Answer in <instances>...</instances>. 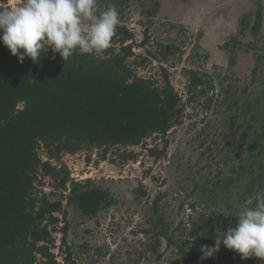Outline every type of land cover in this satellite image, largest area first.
<instances>
[{
	"label": "trees",
	"instance_id": "obj_1",
	"mask_svg": "<svg viewBox=\"0 0 264 264\" xmlns=\"http://www.w3.org/2000/svg\"><path fill=\"white\" fill-rule=\"evenodd\" d=\"M112 1L123 5L129 0ZM263 11L260 2L254 20L249 14L243 16L240 33L258 36ZM156 12L150 10L148 15L154 16ZM149 41L146 30L139 46H147ZM136 44L135 33L125 22L118 25L108 49L94 54L76 51L67 62L51 49L41 54L39 62L29 57L21 62L0 41V264H75L71 251L63 252V263L53 251V233L61 221L58 214L65 218L67 206L72 205L87 216H95L114 203L110 189L97 186L90 178L70 177L68 166L61 160L63 152L98 149L103 151L102 158H107V153L117 148L123 160L136 161L139 154L127 147L145 145L149 138L159 137L161 147L154 144L146 148L156 159L167 156L168 132L182 122L185 103L164 64L172 53L181 50L175 44L162 42L149 58L135 52ZM221 47L230 54L229 67L234 68L237 51L242 48L238 39L226 41ZM256 53L251 83L260 82V87L256 85L261 88L258 92L249 94L250 99L242 102L240 96L234 97L235 92L229 98L230 90L237 87L232 82L225 86L223 82L229 76L222 78L217 74L220 91H213L208 97L212 102L218 95L217 101L227 105L232 117L243 115L240 127L247 125L246 136L255 137L249 146L252 162L248 169L241 164L239 171L235 169L238 176L221 177L206 188L214 196L219 191L234 192V198L228 197L229 201L221 205L223 209L216 206L199 210L193 203L187 220H181L177 226L158 215L159 198L152 202L154 214L145 229L155 240L150 249L158 252L165 238L167 246L174 247L179 255L173 264L200 258L201 246L215 243L216 229L226 231L233 224L236 216L229 211L235 213L264 187V138L257 128H264V54L259 50ZM152 58L162 63L161 77L142 76L137 71ZM187 72L188 93H194L188 102L204 96L207 88H215L210 74H200L194 68H187ZM40 148L46 149V157L40 154ZM46 177L53 179V187L60 191V196L58 192L38 188ZM142 193L146 195V191ZM216 253L225 264H254L255 256L242 259L241 254L223 244Z\"/></svg>",
	"mask_w": 264,
	"mask_h": 264
},
{
	"label": "rangeland",
	"instance_id": "obj_2",
	"mask_svg": "<svg viewBox=\"0 0 264 264\" xmlns=\"http://www.w3.org/2000/svg\"><path fill=\"white\" fill-rule=\"evenodd\" d=\"M260 2L264 6V0H129L123 5H116L112 0H97L101 11L109 5L117 7L120 23L125 22L135 33L137 44L134 49L138 55L151 58V53L156 54L162 42L179 47L181 52L172 53L164 66L168 68L176 91L183 97L185 111L182 122L168 132L166 157L156 159L146 148V145L154 144L161 147L163 143L159 137L149 138L145 145L127 147L139 154L136 161L123 160L117 148L111 149L107 158H102L103 151L98 149L62 153L61 160L68 166L70 177L75 180L90 178L97 186L110 189L114 203L95 216H87L72 205L67 206L65 218L58 214L61 221L53 233V251L59 262H64L63 252L69 250L75 264H173L179 255L174 247L167 246L165 238H162L158 252L150 249L155 240L145 229L150 226L148 221L154 214L152 202L159 198L158 215L177 226L181 220H187L193 211V203L199 210L219 206L223 209L221 205L229 201L228 197L234 198V192L219 191L214 196L206 188L221 177L238 176L235 169L239 171L241 164L248 169L252 162L249 146L255 137L246 136L247 125H239L244 116L232 117L227 105L217 101L218 95L209 101L213 91H220L219 83L217 90L207 88L204 96L188 102L194 93H188L187 68L210 74L216 81L217 74L222 78L228 75L223 84L228 86L232 82L237 87V90H230L229 98L235 92L234 97L240 96L242 102L249 94L258 92L261 88L256 85L260 87V82L253 84L251 78L257 50L264 54V11L258 36L240 33V24L246 14L254 20L253 14ZM154 9L156 14L149 16L150 10ZM146 30L150 41L141 47L139 44L144 41ZM235 38L242 48L237 51L236 66L230 68V54L221 46ZM161 66V61L152 58L137 71L142 76L161 77ZM247 87L249 89L245 91ZM234 110L240 114L235 107ZM257 128L264 138V128ZM39 150L46 157V149ZM53 184V179L46 177L38 188L44 192H58L57 196H60ZM229 212L233 213L232 210ZM236 223L237 217L231 227ZM202 256L185 264H225L217 253L207 258ZM262 260L254 257V264H261ZM181 263H184V257Z\"/></svg>",
	"mask_w": 264,
	"mask_h": 264
},
{
	"label": "clouds",
	"instance_id": "obj_3",
	"mask_svg": "<svg viewBox=\"0 0 264 264\" xmlns=\"http://www.w3.org/2000/svg\"><path fill=\"white\" fill-rule=\"evenodd\" d=\"M119 24L117 7L101 11L97 0H0V41L21 62L25 57L39 62L49 49L65 62L76 51L101 52L111 46ZM229 214L237 217L236 225L226 231L217 228L215 243L201 246L202 258L211 257L223 244L242 259H264V187Z\"/></svg>",
	"mask_w": 264,
	"mask_h": 264
},
{
	"label": "water",
	"instance_id": "obj_4",
	"mask_svg": "<svg viewBox=\"0 0 264 264\" xmlns=\"http://www.w3.org/2000/svg\"><path fill=\"white\" fill-rule=\"evenodd\" d=\"M213 83H214L215 89L217 90L218 89V82L214 79Z\"/></svg>",
	"mask_w": 264,
	"mask_h": 264
}]
</instances>
